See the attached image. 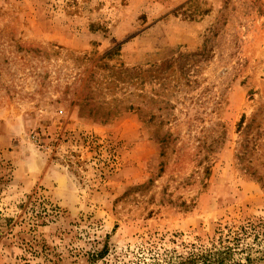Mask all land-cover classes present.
Segmentation results:
<instances>
[{
    "label": "rangeland",
    "instance_id": "obj_1",
    "mask_svg": "<svg viewBox=\"0 0 264 264\" xmlns=\"http://www.w3.org/2000/svg\"><path fill=\"white\" fill-rule=\"evenodd\" d=\"M260 218L264 0H0V264H153Z\"/></svg>",
    "mask_w": 264,
    "mask_h": 264
},
{
    "label": "trees",
    "instance_id": "obj_2",
    "mask_svg": "<svg viewBox=\"0 0 264 264\" xmlns=\"http://www.w3.org/2000/svg\"><path fill=\"white\" fill-rule=\"evenodd\" d=\"M208 241V246L187 245L182 253L165 251L161 262L154 257L153 264H264V218L226 225Z\"/></svg>",
    "mask_w": 264,
    "mask_h": 264
}]
</instances>
